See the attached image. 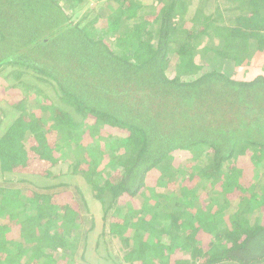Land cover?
Wrapping results in <instances>:
<instances>
[{"label": "trees", "instance_id": "16d2710c", "mask_svg": "<svg viewBox=\"0 0 264 264\" xmlns=\"http://www.w3.org/2000/svg\"><path fill=\"white\" fill-rule=\"evenodd\" d=\"M209 1L0 0V264H264V0Z\"/></svg>", "mask_w": 264, "mask_h": 264}, {"label": "rangeland", "instance_id": "374dc122", "mask_svg": "<svg viewBox=\"0 0 264 264\" xmlns=\"http://www.w3.org/2000/svg\"><path fill=\"white\" fill-rule=\"evenodd\" d=\"M216 5L217 6L220 5V9L221 10L224 9L223 11H225V12L228 11L229 9L230 10L231 9H234V11L232 12L233 13L232 14V20L234 19L237 22H243L242 20L241 21L238 20L239 17L237 15H245V11H243L242 9L236 7L237 3L235 1H233V0H231V2H227V0L226 1H223V0H210L209 1V4H208L209 9L210 8H215ZM234 16H236L238 18H235ZM253 22H255V21L253 20ZM253 22L249 21V23H248V21H246L247 24H254ZM249 32L251 33V31H249ZM0 104L3 106L5 104V102L4 101H0ZM63 168H64V166H63ZM31 178H36V176H34V177L32 176ZM35 180L38 181V182L39 181L40 182H45L46 184L50 183V181H53V179H51V177H49V176L48 177H45V179H41V180L35 179ZM82 190H83V193L89 198L88 193H87L85 187H83ZM90 203H91V207H92L91 208L92 209L91 212L95 216L96 221H97L96 231H98L101 228V225H102V223H101V221H102L101 220V215H102L101 207L99 205H95L93 202H90ZM94 236H95V233L92 235V239H91L92 242L94 240ZM105 249L106 248L103 247L102 245H99V247H98V250H100L99 252L102 255V257H104L105 255H108L106 253L105 254L103 253L102 250H105Z\"/></svg>", "mask_w": 264, "mask_h": 264}, {"label": "crops", "instance_id": "0c3cea01", "mask_svg": "<svg viewBox=\"0 0 264 264\" xmlns=\"http://www.w3.org/2000/svg\"><path fill=\"white\" fill-rule=\"evenodd\" d=\"M227 2H231V0H227ZM242 6H244V4L242 5ZM238 8H241V6L240 7H238ZM235 22V27H236V31L239 33H246L245 32V30H246V23H244V22H236V21H234ZM248 23H249V21H248ZM240 24V25H239ZM246 25V26H245ZM238 27V28H237ZM249 34V33H248ZM232 39V38H231ZM242 40H243V38H242Z\"/></svg>", "mask_w": 264, "mask_h": 264}]
</instances>
